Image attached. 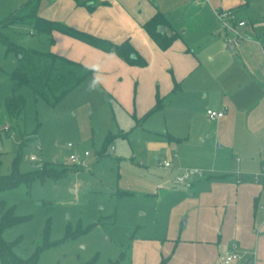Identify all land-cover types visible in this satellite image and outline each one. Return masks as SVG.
Instances as JSON below:
<instances>
[{"label": "crops", "instance_id": "obj_1", "mask_svg": "<svg viewBox=\"0 0 264 264\" xmlns=\"http://www.w3.org/2000/svg\"><path fill=\"white\" fill-rule=\"evenodd\" d=\"M250 4L251 0L38 4L42 17L114 42L128 39L146 60L144 66L131 65L70 35L50 33V51L101 69L102 86L136 121L149 120L157 111L162 114L166 157L161 161H170L168 182L179 194H174L175 203L165 217L171 235L158 244L151 264L163 258L164 264H225L221 257L233 249L240 258L228 264H264V42L259 30L238 14ZM157 9L177 33L165 49L142 27ZM216 10H231L234 19L245 22L233 49L223 41ZM157 96L161 106L143 116ZM207 108L225 113L211 120ZM146 128L156 130L151 122ZM189 167L207 174L190 187L172 182ZM172 190L165 192L171 195Z\"/></svg>", "mask_w": 264, "mask_h": 264}, {"label": "rangeland", "instance_id": "obj_2", "mask_svg": "<svg viewBox=\"0 0 264 264\" xmlns=\"http://www.w3.org/2000/svg\"><path fill=\"white\" fill-rule=\"evenodd\" d=\"M26 1L0 0V174L9 172L14 158L21 172L46 162L67 170L0 191L5 208L23 217L5 227L2 237L23 259L36 254L37 264H151L158 244L171 235L165 217L179 194L168 182L171 168L159 162L166 157L162 114L136 121L100 83L102 70L91 66L95 72L54 104L21 88L24 109L10 120L2 102L11 93L10 74L20 60L5 41L39 51L50 50L51 43L50 33L31 34L28 23L4 24ZM238 14L264 42V0H251ZM149 122L155 132L146 128ZM70 153L77 163L68 161ZM171 188V195L165 192Z\"/></svg>", "mask_w": 264, "mask_h": 264}, {"label": "trees", "instance_id": "obj_3", "mask_svg": "<svg viewBox=\"0 0 264 264\" xmlns=\"http://www.w3.org/2000/svg\"><path fill=\"white\" fill-rule=\"evenodd\" d=\"M39 2L40 0H27L20 7V10L5 20L4 24L24 22L31 25L33 32L51 33L52 31H59L103 51L113 53L128 64L137 66L146 65V60L135 50L128 39L114 42L71 26L65 22L42 17L37 14ZM142 27L161 49L167 48L177 35L171 29L165 15L158 9L142 24ZM5 43L7 49L19 55L20 60L18 68L10 74L12 81L11 93L6 95L2 102L6 115L10 120H17L24 109L25 97L20 91L21 88L28 87L48 103L54 104L59 98L94 71L93 68L79 61L56 54L50 50L39 51L26 48L18 43L8 41H5ZM160 106L161 101L157 96L153 106L143 116H146ZM35 133L36 130L32 132L33 135ZM29 139L30 137L23 139L20 144V149ZM53 163L46 162L41 167L21 172L17 169L16 158H14L9 172L0 174V191L14 188L19 184L27 185L34 180L43 181L49 177H60L67 170L63 166L52 169ZM22 219L23 217L13 214L12 208H5L4 202L0 200L1 264H37L36 254L30 258L23 259L13 251L14 243L2 237V231L5 227L19 222ZM164 261L165 259L163 258L158 264H164Z\"/></svg>", "mask_w": 264, "mask_h": 264}, {"label": "built area", "instance_id": "obj_4", "mask_svg": "<svg viewBox=\"0 0 264 264\" xmlns=\"http://www.w3.org/2000/svg\"><path fill=\"white\" fill-rule=\"evenodd\" d=\"M216 14L218 16L220 22V30L223 33V41L225 45L231 49H233L241 39V34L239 32V27L243 26L245 22L243 20L234 19V15L231 10H216ZM224 110L207 108L206 114L207 117L211 120L218 119L224 115ZM4 128H7L5 126ZM66 146L71 147L72 144L70 142L66 143ZM88 152L84 151V155H87ZM30 160H36L34 155L30 156ZM68 161L71 163H77L79 161L78 157L74 153H70L68 155ZM160 164L164 167L170 166L169 160H162ZM264 169V167H263ZM205 172L201 168L189 167L183 168L180 170L178 174L174 176L172 179L173 183L183 185L185 187H190L193 183V180L199 177H203ZM158 187H161V184H157ZM235 246V245H234ZM240 258V254L233 250H230L226 255L222 256L221 259L225 264L233 260H237Z\"/></svg>", "mask_w": 264, "mask_h": 264}, {"label": "water", "instance_id": "obj_5", "mask_svg": "<svg viewBox=\"0 0 264 264\" xmlns=\"http://www.w3.org/2000/svg\"><path fill=\"white\" fill-rule=\"evenodd\" d=\"M245 264H247V263H245Z\"/></svg>", "mask_w": 264, "mask_h": 264}]
</instances>
